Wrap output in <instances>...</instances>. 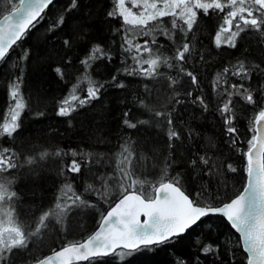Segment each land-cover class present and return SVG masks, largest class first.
Returning a JSON list of instances; mask_svg holds the SVG:
<instances>
[{
	"label": "trees",
	"instance_id": "16d2710c",
	"mask_svg": "<svg viewBox=\"0 0 264 264\" xmlns=\"http://www.w3.org/2000/svg\"><path fill=\"white\" fill-rule=\"evenodd\" d=\"M115 3L80 0L79 8L72 9V0L55 1L0 63V131L20 112L13 135H0V156H9L14 162L9 164L8 158L0 161V176L7 182L0 190L22 242L14 249L0 248V258L7 259L12 253L11 264H33L85 240L98 227L101 214L125 193L154 194L162 182L179 179L199 206H217L244 187L245 152L254 135L255 116L264 110V72L256 67L264 66L258 25L250 22L252 17L243 23L237 0L223 13L210 10L205 16L197 9L198 21L192 30L179 20L184 30L173 29V17L167 16L149 24L150 35L137 37L125 31L127 26L118 14L107 17L108 11H117ZM12 7L8 0H0V15ZM230 10L237 13L234 23L256 31L241 32L235 48L225 44L217 48L215 34L221 26L227 27L223 18ZM85 28L89 30L87 42L78 38ZM66 38L73 41L70 49L64 45ZM126 40L133 45L147 41L149 46L126 50ZM94 43L111 58L102 56L85 68L80 61L85 53L91 54ZM69 56L71 63H66ZM240 63L250 79L232 74ZM57 66L62 75L54 71ZM226 67L228 73L223 71ZM218 75L223 79L216 87ZM90 82L103 85L99 98L84 106L71 101L73 95L86 97ZM118 83L125 86L117 87ZM17 84L13 98L11 91ZM233 84L250 88L257 104L232 97V118L238 132L229 136L218 109L228 99L225 89L231 92ZM65 99L76 110L67 117L57 116ZM17 101L21 109H16ZM170 128L181 139L170 136ZM201 156L209 160L207 165ZM73 160L80 164L79 173L68 171ZM229 163L236 172L228 169ZM7 191L15 199L14 205ZM62 215L63 221L56 219ZM34 226H47L44 237L34 234ZM197 236L201 245L213 248L203 257V264H247L238 235L219 216L204 218L174 243L142 248L124 257L122 264H182L177 256L191 264L200 248L194 244ZM96 264H121V260L107 257Z\"/></svg>",
	"mask_w": 264,
	"mask_h": 264
},
{
	"label": "snow or ice",
	"instance_id": "6c2138e0",
	"mask_svg": "<svg viewBox=\"0 0 264 264\" xmlns=\"http://www.w3.org/2000/svg\"><path fill=\"white\" fill-rule=\"evenodd\" d=\"M13 6L9 15H4L0 19V62L6 59L10 49L24 38L31 28L35 27L41 15L53 0H19L16 4L15 0H8ZM237 0H196L193 7L190 0H132L131 7L125 6V0H116L115 8L117 11H108V18H115L117 14L123 18L124 25H131L139 33L143 31L144 35L148 33L144 31L145 28L153 21H161L163 17L171 16L172 28H180L184 30L177 21H182L183 25H187L188 30H192L193 26L198 21L197 9L203 11L205 16L210 14V10H219L224 12L225 8H229L230 4H235ZM241 3V20L243 23H249L248 17H252L251 23L257 24L261 42H264V0H255L254 3H249L248 0H240ZM80 0H72V9H78ZM139 8L136 12L133 9ZM246 13V15H245ZM237 16L236 12L228 11L223 18V24L227 27L221 26L219 31L215 34V46L220 48L222 44L230 48L237 46V38L241 32L256 31V29L244 28L240 22H235ZM231 17V19L229 18ZM63 17L61 18V24ZM233 25L235 30L233 29ZM88 29L85 28L83 33L79 35V39L87 42ZM129 31V29H125ZM187 33V32H186ZM224 33H229L226 37ZM155 41V40H153ZM129 44L131 50L133 46L148 47L147 41L143 45H133L130 41H125ZM188 45V42H184ZM64 45L67 48L73 47V41L70 38L64 40ZM187 51V48H185ZM90 52L85 53L81 59V64L85 68L91 66L90 62L99 59L102 56L111 58L99 43L90 45ZM69 56L66 63H71ZM133 59L136 57L133 56ZM155 63V61H153ZM261 72H264V66L257 65ZM57 74L62 75V68L57 66L54 68ZM224 73L230 71L229 68H224ZM234 76L240 79H250V73L246 71L244 64L240 63L236 66V70L232 72ZM112 79L115 81L116 77ZM222 76L218 75L216 80V87L222 82ZM91 84V82H90ZM117 87H124L123 83H118ZM19 85H14L11 91V96L16 98L17 89ZM103 85L91 84L87 88V96L81 98L73 95L71 101H77L80 106L89 104L91 101L99 98V93ZM228 99L222 103L218 109L223 118L225 131L229 136H234L238 129L234 126L232 118V97L240 96L248 105H256L257 101L254 97L253 91L245 87L243 84H233L232 91L225 89ZM199 102L204 104L200 98ZM16 109H21L23 106L17 101ZM206 107V105H205ZM75 107L70 104L68 99L63 101L61 107L57 111V116L67 117ZM20 115L16 111L12 116V123L4 124L0 135L7 134L12 136L17 130L16 123ZM127 123V121H126ZM255 124L264 128V110H260L255 116ZM130 126H135L130 124ZM170 136L173 138L181 136L175 129H168ZM191 133V129L189 130ZM259 133V129H257ZM173 134H175L173 136ZM234 142V141H233ZM249 148L245 155L247 156V185L243 188V192L232 198L230 202H225L222 207H217L212 204L209 206H199L198 203L187 194L183 189L179 179L173 182L164 184L163 182L154 189V195L151 193L145 194L143 192L135 193L127 196V199L121 201L111 207L106 214H101L99 230L91 235L86 241L79 243H72L67 247H63L62 251H56L54 256L47 258H40L39 264H56L58 259L59 264H77L80 261H86L88 264H96V261L101 258H120L121 264L123 258L149 246H162L164 244H171L179 240L180 237L190 233L191 230L197 228L204 218L211 215H222L232 229L240 234V238L246 246L244 251L247 255V264H264V135L257 134L248 141ZM7 152L8 149L3 150ZM46 155V153H42ZM73 156L77 153L74 151ZM8 158V163L13 164V160L9 156H0V161ZM200 159L205 165L209 160L204 156ZM192 164H196L193 160ZM228 169L231 172H236L237 169L228 164ZM68 171L79 173L81 167L78 161L73 160L68 167ZM68 190L70 186H66ZM61 200H58L56 207L61 208ZM84 203V201H81ZM88 202H86L87 204ZM141 217L144 219L141 220ZM195 245H200L197 251L191 257V264H203V257L207 256L213 251L211 245H201L200 237L197 236L194 241ZM219 255V253H217ZM10 252L7 259L0 258V264H11ZM177 259L184 264V258L177 256ZM36 264V262H35Z\"/></svg>",
	"mask_w": 264,
	"mask_h": 264
},
{
	"label": "rangeland",
	"instance_id": "374dc122",
	"mask_svg": "<svg viewBox=\"0 0 264 264\" xmlns=\"http://www.w3.org/2000/svg\"><path fill=\"white\" fill-rule=\"evenodd\" d=\"M195 2L196 0L191 1V5L195 6ZM131 4H132V0H125L126 7H131ZM133 10L136 12L140 11L139 8ZM126 26L127 29H129L128 32L131 34V36H136L135 34L136 29H133L131 25H126ZM3 196L4 195L0 196V248L5 246V248L7 249H14L20 247L22 245V242H20L19 240L20 239L19 234H17L13 229L15 224H13V222H10L9 217L11 216V212L8 213V211L6 210L7 208H5V205H7V201L4 200ZM56 219L57 220L61 219V221H63V215L60 218L59 216L56 217Z\"/></svg>",
	"mask_w": 264,
	"mask_h": 264
},
{
	"label": "water",
	"instance_id": "95a60500",
	"mask_svg": "<svg viewBox=\"0 0 264 264\" xmlns=\"http://www.w3.org/2000/svg\"><path fill=\"white\" fill-rule=\"evenodd\" d=\"M56 0H53V3L55 2ZM52 3V4H53ZM51 4V5H52ZM51 5H49L48 6V8L51 6ZM47 8V9H48ZM46 11V10H45ZM44 11V12H45ZM43 12V13H44ZM11 13V11L9 12V13H7V14H5V15H9ZM42 13V14H43ZM41 14V15H42ZM0 19H3V16L0 18ZM12 49V48H11ZM10 49V50H11ZM257 129H259V133L257 132ZM257 134H262V135H264V128H261L259 125H256L255 124V127H254V135H257ZM248 151V150H247ZM247 151H246V153H247ZM245 159H246V165H247V156L245 155ZM164 184H167V183H164ZM247 185V174H246V180H245V184H244V187ZM243 187V188H244ZM243 192V189L241 190V192L239 193V194H241ZM135 193H128L127 194V196H131V195H134ZM155 194V193H154ZM127 196L126 195H124L123 197H121L115 204H117V203H119L120 201H121V199L123 198V199H127ZM235 198V197H234ZM228 202H230V201H228ZM115 204L112 206V207H114L115 206ZM223 205H220V206H217V207H222ZM110 210V209H109ZM108 210V211H109ZM211 216H219V217H222L226 222H227V220L222 216V215H211ZM144 218L143 217H141V220H143ZM228 223V222H227ZM100 224V223H99ZM229 224V223H228ZM230 226V225H229ZM231 227V226H230ZM232 229V228H231ZM99 230V225H98V227L96 228V230L91 234V235H94L95 234V232L96 231H98ZM237 235H238V237H239V240H240V244H241V248H242V251L244 252V254L246 255V257H247V253L244 251V249H245V245H244V243L242 242V240H241V238H240V234L238 233V232H236L234 229H232ZM90 235V236H91ZM89 236V237H90ZM89 237H87L85 240H83L82 242H84V241H86ZM69 246V245H68ZM67 247V246H66ZM63 250V248H61V249H59V250H57V251H62ZM56 252V251H55ZM55 252H53V253H51V254H49V255H47L46 257H44V258H47L48 256H54L55 255ZM84 262H86V261H80V262H77V264L78 263H84ZM33 264H35V263H33ZM36 264H39V261H37L36 262ZM56 264H59V261H58V259H57V261H56Z\"/></svg>",
	"mask_w": 264,
	"mask_h": 264
},
{
	"label": "bare ground",
	"instance_id": "6f19581e",
	"mask_svg": "<svg viewBox=\"0 0 264 264\" xmlns=\"http://www.w3.org/2000/svg\"><path fill=\"white\" fill-rule=\"evenodd\" d=\"M57 1V0H56ZM19 3V2H18ZM47 10V9H46ZM10 11H12V9L11 10H9V11H7L6 13H4V14H2V15H0V18L2 17V16H4L5 14H7V13H9ZM44 14V13H43ZM42 14V15H43ZM150 26L148 25L147 26V28H145L144 29V31H146L148 34L146 35V36H148V35H150L151 33H152V31H148V30H150ZM135 34H136V36L137 37H144L145 35L143 34V31L142 30H140V32L138 33L137 32V30L135 31ZM18 43V42H17ZM1 63V62H0ZM246 153V152H245ZM4 186L6 187L7 186V182H6V180L5 179H3V177L2 176H0V189H3L4 188ZM1 195H4V193H2L1 192V190H0V196ZM6 195H8V200L14 205V198L11 196V193L10 192H6ZM228 202V201H227ZM225 203V202H224ZM224 203H222V204H220V205H223ZM7 204H8V202H7ZM9 205V204H8ZM220 205H217V206H220ZM207 206H209V205H206V206H204V207H207ZM5 207L7 208L6 210L8 211V213L10 212L9 211V207H7V205H5ZM111 207H109L108 209H107V211L110 209ZM107 211H106V213H107ZM105 213V214H106ZM100 223V222H99ZM35 227V226H34ZM42 226H38V227H35V228H33V230H34V234L35 235H37V236H41V237H44V231L46 230V228H47V226H45V227H42ZM85 263V262H84Z\"/></svg>",
	"mask_w": 264,
	"mask_h": 264
},
{
	"label": "flooded vegetation",
	"instance_id": "af4514ba",
	"mask_svg": "<svg viewBox=\"0 0 264 264\" xmlns=\"http://www.w3.org/2000/svg\"><path fill=\"white\" fill-rule=\"evenodd\" d=\"M240 241V240H239ZM241 245V244H240Z\"/></svg>",
	"mask_w": 264,
	"mask_h": 264
}]
</instances>
